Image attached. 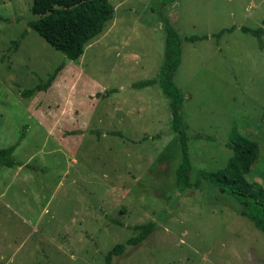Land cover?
<instances>
[{
  "label": "rangeland",
  "instance_id": "rangeland-1",
  "mask_svg": "<svg viewBox=\"0 0 264 264\" xmlns=\"http://www.w3.org/2000/svg\"><path fill=\"white\" fill-rule=\"evenodd\" d=\"M109 2L113 19L70 62L29 28L32 0H0V149L19 142L16 165L0 166V264H104L148 223L111 264H264V235L234 198L178 193L169 102L157 85L131 88L163 62L162 0ZM161 14L181 39L207 36L182 42L174 77L192 177L226 165L236 129L259 146L246 179L264 188V47L240 31L261 26L264 0H176Z\"/></svg>",
  "mask_w": 264,
  "mask_h": 264
},
{
  "label": "trees",
  "instance_id": "trees-1",
  "mask_svg": "<svg viewBox=\"0 0 264 264\" xmlns=\"http://www.w3.org/2000/svg\"><path fill=\"white\" fill-rule=\"evenodd\" d=\"M176 0H162L156 12L163 24L165 33L163 62L154 78L135 82L133 90H140L157 85L169 102L170 122L172 133L178 135L181 160L175 171V185L178 193L187 189L200 190L204 184L217 188L234 198L241 206L242 215L264 235V188L256 183L249 182L246 176L259 157V146L255 141L232 129L226 148L231 156L226 165L217 171L198 170L192 177V166L188 157V141L186 128L180 111L183 105V94L177 87L174 77L181 63L182 42L193 43L203 37L180 38L162 14V8L175 3ZM31 13L38 17L28 23L31 30L36 32L48 45L61 52L66 61H77L83 54L85 46L99 36L105 25L113 19L114 9L109 0H32ZM235 27L222 29L214 34L220 39L225 33H231ZM244 34H249L264 47V18L261 26L255 29L240 28ZM65 67L63 63L48 77L34 88L23 91V98H29L36 92H45L56 79L59 72ZM114 92V91H113ZM113 92H107L110 95ZM120 135L121 134H117ZM196 140L202 137L196 135ZM19 142L0 149V166L13 168L16 165L13 152ZM137 235L129 238L125 244H117L105 256L104 264H111L114 256L123 253L125 246L138 245L153 231L151 223L134 226Z\"/></svg>",
  "mask_w": 264,
  "mask_h": 264
}]
</instances>
